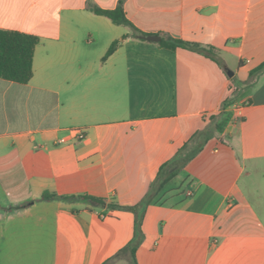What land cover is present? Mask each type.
Instances as JSON below:
<instances>
[{
  "label": "crops",
  "instance_id": "obj_1",
  "mask_svg": "<svg viewBox=\"0 0 264 264\" xmlns=\"http://www.w3.org/2000/svg\"><path fill=\"white\" fill-rule=\"evenodd\" d=\"M120 6L138 32L215 58L93 11ZM0 30L39 39L32 80L0 79V264H133L122 208L207 130L146 208L136 264H264V0H0Z\"/></svg>",
  "mask_w": 264,
  "mask_h": 264
},
{
  "label": "trees",
  "instance_id": "obj_2",
  "mask_svg": "<svg viewBox=\"0 0 264 264\" xmlns=\"http://www.w3.org/2000/svg\"><path fill=\"white\" fill-rule=\"evenodd\" d=\"M97 15L105 16L111 19L117 25H127L134 29L136 37L139 35L146 36L130 23L127 19L123 7H119L116 10H102L96 8L93 10ZM39 43V39L35 36L26 35L18 32L0 30V79L13 81L20 84H27L33 78V59L35 48ZM120 42H115L109 49L107 56L112 55L118 48ZM160 44L166 48L176 50L177 48H183L191 51H195L212 59L216 56V51L212 47H202L197 44H190L181 40L163 39ZM264 71V64L260 66L252 75L261 73ZM212 130L197 133L183 148L179 150L176 156L164 164L159 173L156 181L151 185L149 193L145 199L138 205L129 208H122L135 214V237L132 242L120 253L128 254L132 263L136 264L135 256L138 246L142 240V222L144 219L146 208L156 203L160 196L167 191L168 186L174 179H176L187 164L192 161L203 149L207 141L213 136ZM61 199L64 201L71 200H86L96 205L105 204V201L100 198L84 196H72V197H58L55 194L46 192L41 201H52ZM34 202L26 203L19 208H26L32 205ZM118 207V206H113ZM119 256V255H118Z\"/></svg>",
  "mask_w": 264,
  "mask_h": 264
},
{
  "label": "water",
  "instance_id": "obj_3",
  "mask_svg": "<svg viewBox=\"0 0 264 264\" xmlns=\"http://www.w3.org/2000/svg\"><path fill=\"white\" fill-rule=\"evenodd\" d=\"M145 39L151 42H161L162 41V38L156 35L146 36ZM228 74L231 77L234 75L232 71H228Z\"/></svg>",
  "mask_w": 264,
  "mask_h": 264
},
{
  "label": "built area",
  "instance_id": "obj_4",
  "mask_svg": "<svg viewBox=\"0 0 264 264\" xmlns=\"http://www.w3.org/2000/svg\"><path fill=\"white\" fill-rule=\"evenodd\" d=\"M250 104V102L247 100L245 103H244V105H249ZM74 133H76L77 134V137H78V139H80V140H82V139H84L85 138V132H82V131H80V130H76V131H74ZM188 195H191V193H189Z\"/></svg>",
  "mask_w": 264,
  "mask_h": 264
},
{
  "label": "rangeland",
  "instance_id": "obj_5",
  "mask_svg": "<svg viewBox=\"0 0 264 264\" xmlns=\"http://www.w3.org/2000/svg\"><path fill=\"white\" fill-rule=\"evenodd\" d=\"M173 188V186H170L167 190L169 191V190H171Z\"/></svg>",
  "mask_w": 264,
  "mask_h": 264
}]
</instances>
